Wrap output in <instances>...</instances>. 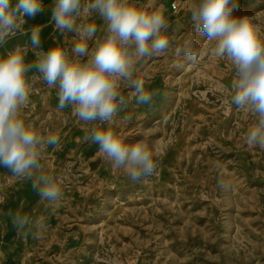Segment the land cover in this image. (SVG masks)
<instances>
[{
  "label": "rangeland",
  "instance_id": "obj_1",
  "mask_svg": "<svg viewBox=\"0 0 264 264\" xmlns=\"http://www.w3.org/2000/svg\"><path fill=\"white\" fill-rule=\"evenodd\" d=\"M133 2L162 11L175 42L166 54L138 66L137 76L162 96L152 106H138L132 90L122 86L130 103L120 116L131 120L124 124L118 117L113 127L129 142L147 137L158 170L142 182L128 181L86 138L94 125L83 127L71 106L58 110V89L30 72L22 118L41 135L59 137L60 147H49L41 162L61 178L64 198L48 206L30 181L0 167V264H264V149L246 145L254 118L230 104L234 69L199 34L197 63L174 56L176 44L192 30L191 7L198 0ZM43 3L42 12L25 17L24 29L42 27L37 50L56 43L71 50L78 38L56 30L53 0ZM234 14L253 17L264 32V0H239ZM93 19L102 28L99 16ZM26 42L31 62L30 33L5 47ZM94 46L89 41L90 51ZM21 206L44 224L42 238L17 234L8 213Z\"/></svg>",
  "mask_w": 264,
  "mask_h": 264
},
{
  "label": "clouds",
  "instance_id": "obj_2",
  "mask_svg": "<svg viewBox=\"0 0 264 264\" xmlns=\"http://www.w3.org/2000/svg\"><path fill=\"white\" fill-rule=\"evenodd\" d=\"M43 0H0V167L15 179L30 181L40 201L54 206L64 198L61 178L42 163L49 147H60L56 135H41L22 118L29 103V73L49 88H57L58 110L71 106L82 126L94 125L86 137L112 168L121 170L132 183L142 182L159 168V160L147 137L129 142L114 129L117 118L127 124L130 88L136 105L155 104L159 88L147 86L137 76L146 59L159 57L172 48L175 37L162 11H146L133 0H53L52 21L61 33H75L71 50L60 43L47 51L37 50L42 27L25 30V17L43 11ZM239 0H198L191 7L192 30L174 47V56L193 64L200 59L196 35L213 44L214 56L230 62L234 69L230 104L246 110L254 122L245 135L246 145L264 149V32L249 15L238 16ZM99 16L102 28L93 19ZM83 21V22H81ZM102 32L100 36L97 33ZM35 59L26 60L29 44L6 48L17 35H29ZM89 41H95L90 51ZM179 63L177 67H181ZM163 98H167L163 94ZM221 188L228 185L221 181ZM21 237L42 238L44 224L21 208L8 213Z\"/></svg>",
  "mask_w": 264,
  "mask_h": 264
},
{
  "label": "built area",
  "instance_id": "obj_3",
  "mask_svg": "<svg viewBox=\"0 0 264 264\" xmlns=\"http://www.w3.org/2000/svg\"><path fill=\"white\" fill-rule=\"evenodd\" d=\"M173 8H176V5L175 4L173 5Z\"/></svg>",
  "mask_w": 264,
  "mask_h": 264
}]
</instances>
